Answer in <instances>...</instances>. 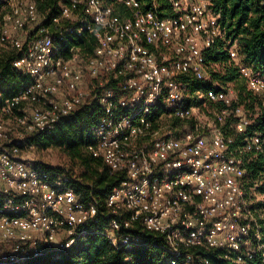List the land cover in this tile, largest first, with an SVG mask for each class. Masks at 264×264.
<instances>
[{
  "label": "built area",
  "instance_id": "1",
  "mask_svg": "<svg viewBox=\"0 0 264 264\" xmlns=\"http://www.w3.org/2000/svg\"><path fill=\"white\" fill-rule=\"evenodd\" d=\"M42 1L9 0L0 8V42L23 53L14 66L31 78L0 103V264L68 250L99 223L97 202L79 198L68 171L51 178L27 145L94 102L102 116L87 152L119 178L106 200L110 246L138 249L141 231L162 239L169 264H211L205 254L215 250L232 264H264L245 169L247 155L264 153V134L237 144L224 132L228 121L237 120L239 134L253 122L243 107L233 108L236 97L216 90L201 96L203 107L216 108L211 123L183 80L206 82V53L225 37L221 11L211 0H164L169 8L161 11L157 0H67L61 18L96 39L85 59L74 49L59 54L62 32L74 31H61V19L26 45L28 27L41 25ZM227 50L248 89L264 98L261 74L240 62L236 44Z\"/></svg>",
  "mask_w": 264,
  "mask_h": 264
},
{
  "label": "trees",
  "instance_id": "2",
  "mask_svg": "<svg viewBox=\"0 0 264 264\" xmlns=\"http://www.w3.org/2000/svg\"><path fill=\"white\" fill-rule=\"evenodd\" d=\"M0 8L7 6L6 0H0ZM114 0H107L109 4ZM149 3L150 0H139ZM159 10L168 9L164 0H157ZM216 10L222 13V26L225 29V37L217 45L206 53L207 66H219L221 72L213 71L214 81L222 84L221 88H214L213 84L201 81H189L192 92L206 93L209 90L225 91L228 84H234L237 90V98L233 108L243 107L252 120L246 132L239 134L235 130L237 120L231 119L224 127L228 136L234 137L237 144H243L246 138H250L255 132L264 134V98L250 91L246 80L240 73L239 66L230 58L228 47L237 45L239 60L254 72H259L264 78V0H211ZM67 0H43L38 5V13L41 19L39 27L29 26L30 34L26 45L36 34L40 27L54 29L53 20L61 19L58 28L62 31L66 28H74V31H63V40H57L56 46L59 54L64 57L71 56V50L78 51L82 58L93 56L96 48V39L86 32L79 33V26L61 18L62 7ZM118 14L122 15L123 9L116 7ZM161 17L171 15L170 10L160 14ZM60 31V32H61ZM58 35H56L57 37ZM59 39V38H58ZM23 56L17 51L0 42V103L17 97L31 78L14 66V63ZM106 88H112L107 85ZM102 116V108L94 102L84 106L74 115L64 118L50 133L40 132L28 138L29 147L45 150L59 148L66 152L71 161H77L84 168L83 178H77L72 170L42 166V170L51 178L65 174L66 171L73 176L71 187L79 198L86 202L94 200L99 208V223L89 225L84 229L87 234L79 239L70 249L55 251L49 254L27 261L22 264H169V256L165 254L162 239L148 232H137L143 239V244L138 249L116 250L108 243L103 235L108 228L110 218L106 214V200L112 189L118 184L119 178L111 175L108 167L99 159L93 158L87 149L97 142L95 129ZM254 118H253V117ZM227 130V131H226ZM247 192L254 189L256 194L264 196V153H251L246 156ZM264 206L263 203L255 204V208ZM106 215V216H105ZM264 242V219L259 220ZM206 257L211 264H232L222 257L220 250L207 252ZM252 264H262L258 258Z\"/></svg>",
  "mask_w": 264,
  "mask_h": 264
},
{
  "label": "rangeland",
  "instance_id": "3",
  "mask_svg": "<svg viewBox=\"0 0 264 264\" xmlns=\"http://www.w3.org/2000/svg\"><path fill=\"white\" fill-rule=\"evenodd\" d=\"M7 1H9V0H6L4 2H7ZM27 1H30V0H27ZM19 35L22 36V34H19ZM213 71L221 72V69L217 65L214 67L211 66L210 69L208 70V78H207L206 82H203V83L213 84L214 88H221L222 84L220 82L213 80V77L211 74ZM189 81H195V80L191 79ZM189 86L187 89H188L189 93L191 94L192 91L190 90ZM226 90L230 91L237 98V90H236L234 84H228ZM203 94H204L203 92H197L194 94V98L197 99L196 104L199 107H201L202 113L206 117H208L209 122L214 123V115L216 112V108H214V106H208V105L203 107L204 103H203V99L201 97V96H203ZM31 153H32V155H34L36 157V160H38V162L41 164H44V165L46 164V165L53 167V168L72 170L73 172H75V175L77 176V178H79V179H80V177H81V179L83 178L82 176L84 173V168L77 161H71V158H69L68 155L66 154V152L62 149L53 147V148H49V149H45V150H40V149L34 148V150H31ZM248 193H249V195H251L250 197H252V199L255 201V204H257V203L258 204L259 203L264 204V197L256 194L254 189L248 191ZM256 210H257V214L259 216V219L260 220L264 219V206L261 205L259 208H256Z\"/></svg>",
  "mask_w": 264,
  "mask_h": 264
}]
</instances>
